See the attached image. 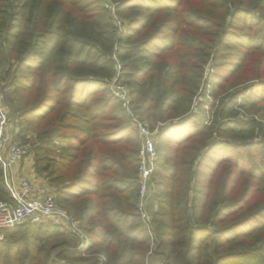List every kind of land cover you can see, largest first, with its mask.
Returning <instances> with one entry per match:
<instances>
[{"label":"trees","instance_id":"1","mask_svg":"<svg viewBox=\"0 0 264 264\" xmlns=\"http://www.w3.org/2000/svg\"><path fill=\"white\" fill-rule=\"evenodd\" d=\"M114 1L123 34L99 0H0L17 138L26 123L39 132L36 173L91 236L81 250L52 223L3 229L0 264H145L151 244L164 258L153 264H264V125L238 118L264 120V0ZM114 76L133 113L159 127L154 239L138 212L140 139L107 89ZM0 200H11L1 165Z\"/></svg>","mask_w":264,"mask_h":264},{"label":"built area","instance_id":"2","mask_svg":"<svg viewBox=\"0 0 264 264\" xmlns=\"http://www.w3.org/2000/svg\"><path fill=\"white\" fill-rule=\"evenodd\" d=\"M106 9L108 16L120 33L125 32V26H122L121 21L117 18L116 5L106 6ZM117 70H120L119 64H117ZM111 91L118 99L124 114L140 139L137 174L139 178L138 212L143 221L149 223L151 219H149L145 209L155 192V190L153 191L152 179L154 163L158 158L156 140L159 127L150 129L146 123L133 113L129 90L117 77L111 83ZM1 98L2 94H0V101ZM10 124L11 117L0 110V165L5 185L11 195V200H0V231L25 224L42 225L52 223L74 233L72 228H77L78 222L74 221L71 215L58 204L53 187L34 186L27 179L17 178L15 166L27 157V151L26 146L7 134Z\"/></svg>","mask_w":264,"mask_h":264},{"label":"rangeland","instance_id":"3","mask_svg":"<svg viewBox=\"0 0 264 264\" xmlns=\"http://www.w3.org/2000/svg\"><path fill=\"white\" fill-rule=\"evenodd\" d=\"M99 1L101 2V5H102L103 9L105 10L106 18L107 19H110V17L108 16V11L106 9V6L111 7L112 5H116V7H117L116 1H114V0H99ZM116 15H117L118 20L121 21L122 26H125V29L127 30L128 29V25H130L129 22L123 17V15L121 13H119V11L117 9H116ZM111 21L112 20L110 19V22ZM111 23L113 25V22H111ZM115 27H116V25H115ZM116 29H117L118 33L120 34L119 29L117 27H116ZM123 33H125V32H123ZM123 33H121V34H123ZM213 64L210 66V69L207 67V70L209 69L207 71V76H208L207 79H209V81L207 82V85H206V89H205L206 92H209V91H211V89H214V87L216 85V78H217V75H218L217 74L218 71H216V72L213 71V68H212ZM116 70H117V68H116ZM118 71H121V70H117V72ZM117 72H116L115 76H117ZM115 76L107 84V87H108L107 89H109V91H111V83H112L113 79L115 78ZM210 77H211V79H210ZM120 82L122 84L126 85L127 88H128V84H127V82L125 80H120ZM239 82H240V79L239 80H236L235 81V84L236 83H239ZM4 85H5V83H1L0 82V94H2L1 101H3V102H5V97H7V95H11V91H12V88H6V87H4ZM237 86H239V85H237ZM234 87H236V86H234ZM231 88L232 89H230L227 92V94L231 93L232 91H234L236 89V88H233V87H231ZM128 90H129V88H128ZM129 95L131 96L130 90H129ZM201 96L196 99V102H195V105H194V111L199 112V113H201V111H202L201 109H206V108L208 109L207 104L210 101V98H209L208 94H207V96H204V97H201ZM243 97L244 96H239L238 100L239 101H242V98ZM117 107L119 109L122 108V107H120L119 102H118ZM122 110H123V108H122ZM11 114H12V117H13V119L15 121V124L18 127V130H20V127L18 126V124H19L18 121L20 122L21 119H19L18 118V114H16V112H13L12 110H11ZM238 118L242 122H248L250 119H253V120L261 123L262 125H264V120L263 119H260L257 115L253 114V112H250V111H247V110H244V109L243 110L242 109H238ZM12 122H13V120H12ZM146 124L150 127V129H155V128L158 127V126H153L150 123H146ZM31 127H33V125H30V124L28 125V123L24 124L23 130L25 131V133L22 136V138H19V141H20L21 144H23L24 146H26L27 157H30L31 156V158H32V160L34 162V172H36L35 165H36L37 159H39L40 156H42L44 154V152L43 151L42 152H36L35 151V147L39 143V139H38V136H37V134H39V132L32 131L30 129ZM66 133H69V132H66ZM158 139H159V134L157 135V140H156V142H157V144H156L157 150H159ZM255 139H257L259 141L260 140H264V134H258L257 133V136L255 137ZM37 155H38V157H37ZM43 159H45V158H43ZM157 160H158V158H157ZM41 176L44 177V174L41 175ZM155 179H159V178L157 177ZM155 179L154 178L152 179L153 184L155 183ZM45 180H46V178H45ZM53 187H54V189H56L55 186H53ZM154 190H155V185H153V191ZM157 206H158V202H157V200L155 199V197L153 195L152 198L149 200V202H148V204L146 206V209H145V211H146L149 219H151V216H152L153 212H155V210L157 209ZM71 217H72V219L74 221H77L78 222L77 228H75V227L72 228L74 230L75 236H76V238L78 240V242H75V244L78 245L79 249L84 250L88 246L89 241H91V236L87 232L86 228H84L85 226H83L82 223L79 220H77L73 216H71ZM142 221H143V219H142ZM143 223L146 226L145 232L149 234V236L151 237V239H154V237H156V235L154 233V228L155 227L151 223V220H150L149 223H146L144 221H143ZM26 225H29V224H26ZM3 240H4V234L2 232H0V241H3ZM150 247H151V251H148L147 252V258H146L145 264H153L155 262H160L161 260H164V258H162V256L160 257V255L157 256V255L154 254V252L152 251V249L154 250V248H153L154 245L153 244H151ZM163 252H164V250H163ZM157 253L160 254L161 252L160 251H156V254ZM100 261H102V259H100ZM101 264H102V262H101Z\"/></svg>","mask_w":264,"mask_h":264},{"label":"crops","instance_id":"4","mask_svg":"<svg viewBox=\"0 0 264 264\" xmlns=\"http://www.w3.org/2000/svg\"><path fill=\"white\" fill-rule=\"evenodd\" d=\"M0 110L4 111V113L8 117H12L11 108L9 107L8 104H6L3 101H0ZM12 120H13V122H12ZM7 134L12 139L19 141V138H17L18 127L15 124L13 117L11 118V124L9 125V127L7 129ZM15 171L17 172V178L18 179H27L34 186H49V187H51L47 183V181L45 180L44 177H42L41 175H37V173L34 172V162L31 158V156L27 157L23 161L17 163L15 166Z\"/></svg>","mask_w":264,"mask_h":264}]
</instances>
